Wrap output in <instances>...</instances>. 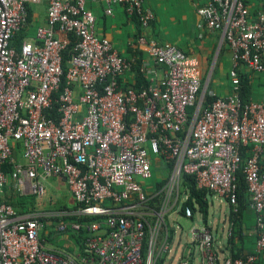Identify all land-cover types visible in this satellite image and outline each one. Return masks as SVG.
<instances>
[{"label":"built area","instance_id":"1","mask_svg":"<svg viewBox=\"0 0 264 264\" xmlns=\"http://www.w3.org/2000/svg\"><path fill=\"white\" fill-rule=\"evenodd\" d=\"M43 3L46 22L16 45L19 31H31V10ZM119 5L144 31L137 38L150 59L140 66L150 82L144 88L128 84L132 60L98 34L87 0H0V264H158L172 250L168 234L161 242L169 207L187 199L184 174L237 210L243 147H250L244 172L259 228L255 252L223 257L210 228L195 227L192 234L203 264H255L264 252V102L241 98L240 71L264 76V10L254 13L250 0H208L198 7L207 27L222 31L233 63V93L205 105L199 63L146 33L153 9L145 0H106L105 13L114 15ZM163 159L173 168L159 188L160 181L147 180ZM8 163L10 175L3 169ZM49 178L64 179L79 204L60 215L95 217L56 225L62 236L89 229L85 252L76 245L74 253L51 247L44 218L52 214L19 213L4 199L6 186L43 196ZM193 214L190 207L184 211Z\"/></svg>","mask_w":264,"mask_h":264},{"label":"crops","instance_id":"2","mask_svg":"<svg viewBox=\"0 0 264 264\" xmlns=\"http://www.w3.org/2000/svg\"><path fill=\"white\" fill-rule=\"evenodd\" d=\"M207 1L145 0L146 6L153 9L155 13V18L146 33L159 43H171L178 46L194 58L199 63L204 87L218 96H226L234 90L230 74L233 66L232 53L222 31L209 29L205 18L198 12V7ZM250 5L254 13L264 10V0H250ZM35 6L32 21L35 22L36 18L40 17L41 24H44L47 19V6L45 3ZM87 7L97 17L98 34L111 40L124 57L132 61L150 60L148 53L137 44L138 36L144 31L134 18L126 13L124 6H116L114 15L105 13L106 0H87ZM58 35L65 39L69 38L68 34L60 31ZM243 71L250 73L252 78V99L264 102V77L251 73L248 69H243ZM163 72V69H160L161 75ZM127 77L129 85L136 84L134 75ZM19 157L21 158V155ZM261 169L264 172V154L261 159ZM211 197L219 201L221 208L222 205L226 206L216 230L213 229V225L209 226L206 223L204 226L211 229L219 254L224 257L234 254L248 255L255 252L259 228L256 212L249 204V195L243 207L238 206L237 210L226 199L214 193ZM193 213L191 219L195 218L196 212ZM181 214L184 215V213ZM65 236L68 237L67 235L61 236L59 240L53 241L52 246L50 243L49 245L68 253H74L73 248L67 245L63 248ZM196 247H198L196 242H190L187 249L180 255L177 264H182L184 258H190L191 264H196V256L200 255ZM168 259L169 255L165 256L163 264H172V261ZM199 263L203 264L201 255ZM255 264H264V252L260 254Z\"/></svg>","mask_w":264,"mask_h":264},{"label":"trees","instance_id":"3","mask_svg":"<svg viewBox=\"0 0 264 264\" xmlns=\"http://www.w3.org/2000/svg\"><path fill=\"white\" fill-rule=\"evenodd\" d=\"M32 12H33V9L31 10V14H30L31 21L33 18ZM133 18L138 23L139 27L141 28L140 22L137 19V17L133 16ZM27 35H28V31H26L24 29L19 31L16 34V36L14 37V43L16 45H20L22 43L23 39ZM73 43H74V39L71 40V45L65 51V54H64L63 67L65 70L67 69V66H68V60L71 57V50H72L71 48L73 46ZM132 63H133L134 76L136 77V84L133 86L136 88L147 87L150 84V82H149L147 76L143 72H141V70H140L142 60L141 59H139L137 61L133 60ZM255 74H257V73H255ZM257 75H260V74H257ZM260 76H263V75H260ZM252 95H253L252 78L250 76V73H247L246 71L241 70L240 71V96L245 102H247L250 100H254V99H252ZM217 97H219V96L216 94L212 95L210 93V90H207V92L205 93L204 104L208 105L209 103L214 101ZM194 111H195L194 106L188 108V112H189L190 117L192 116ZM184 133H185V131L182 132V134H184ZM242 150H243V162L241 164L240 169L236 173L237 182H238V190H237V192H238V206L240 208L243 207L245 201L247 200V196L249 195L248 194V184L246 181V174L244 172V166L246 163V158L249 156L250 147H243ZM161 164H160V166L159 165L156 166V170L157 169L159 170L161 168V171H166V174L163 177V179L158 183L159 188L162 187L166 183V181L169 178V174L173 168V162L171 160H164L163 159ZM158 167H160V168H158ZM164 168H166L167 170H165ZM3 169L6 172V174L10 175L11 171L13 170V164L8 163V164L4 165ZM9 189H10V186L5 187V193H4L5 201L11 203L19 213H27V212L34 211L33 209L26 207L28 195L20 194L18 192H14L15 194L14 193L11 194ZM182 189H183V191H185V194L187 195V199H185L184 202L182 203V213H184V211L187 207H190V208H192L193 212H197L198 210H200L203 213L204 218L206 219L207 215H208V211H209V197L214 192L209 190V189H206V188H199L197 185L195 176L190 175V174H184L183 175ZM29 196H31V195H29ZM159 200H160V198L156 199V201H159ZM75 204L76 205H75L73 211L77 210L79 208V204L77 202H75ZM66 208H67V210L69 209L68 206H64V207L60 208V210H65ZM92 219L94 220L95 217H83V216H80L78 214H69V215H58L57 214V215H53L52 217H49V218H44V220L47 222V228L50 229L49 234H47V235L44 234L45 235L44 236L45 242L51 241L53 243V241L59 240V237L62 236L56 230V225L61 220H71V221H77V222L82 223V222L90 221ZM91 234H92V232L87 228H81L80 230L69 229L67 232V235H69V237L74 241L77 248L82 252L86 251L87 239L91 236ZM56 237H57V239H56ZM173 237H174L173 236V230H171V234L169 236V240L171 242L173 240ZM242 256H246V255L234 254L232 257L237 258V257H242ZM163 261H164V259L162 261H160L158 264H163Z\"/></svg>","mask_w":264,"mask_h":264},{"label":"rangeland","instance_id":"4","mask_svg":"<svg viewBox=\"0 0 264 264\" xmlns=\"http://www.w3.org/2000/svg\"><path fill=\"white\" fill-rule=\"evenodd\" d=\"M37 8H41L40 6H35ZM36 24H41L40 17L36 18V21L33 22V26L30 31V36H34L36 33L37 25ZM22 161H25L22 156L20 158ZM160 166L158 163L157 166ZM160 168V167H158ZM167 170L166 168H164ZM168 173V172H167ZM166 171H161V168L156 170L154 168V176L147 180L151 184H156L157 182L161 181L163 177L165 176ZM170 176V174H169ZM62 178H49L47 182L45 183L46 186V192L43 196H36V195H31L27 196V202H26V207L33 209L34 211H45L48 213H51L53 215H60L62 212H71L73 211L75 207V200L72 195V193L69 191V188L66 184V181H62ZM168 181V180H167ZM166 181V183H167ZM165 183V184H166ZM11 186H13L11 182ZM10 193L13 194L16 192L13 187H10L9 189ZM15 194V193H14ZM184 198L179 202V206L177 208H172L173 206L169 207V212L167 215V221H166V226L163 228L162 232V239L161 242L163 243L166 239V236L168 234V239L171 234V230H173V240H172V245H171V252L169 253V259L168 261H172V264H177L179 262L180 255L182 254L183 251H185L188 247V244L193 241V234H192V229L195 227L197 228H203L206 223L209 226L213 225V229H217V225L219 223V219L222 217L223 212L226 210V206L219 205V201L216 200L213 197H209V211L207 218L205 219L203 216V213L198 210L196 212L195 218L191 219L186 216H184L182 213V203L184 202ZM68 206L65 210H60V208ZM207 221V222H206ZM68 237L65 236L63 239V248L64 245H67L71 248H73L72 251H75V243L74 241L67 235ZM57 239V237H56ZM50 245L52 246L53 243L50 241ZM55 249H59L57 247H53ZM196 251H199V248L196 247ZM197 252V253H198ZM199 258L200 255L197 254L196 256V264L199 263Z\"/></svg>","mask_w":264,"mask_h":264}]
</instances>
